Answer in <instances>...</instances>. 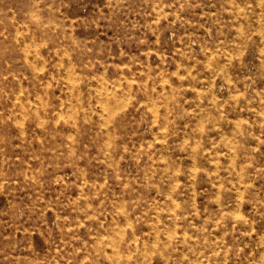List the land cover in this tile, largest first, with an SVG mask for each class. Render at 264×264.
<instances>
[{"label":"rangeland","instance_id":"obj_1","mask_svg":"<svg viewBox=\"0 0 264 264\" xmlns=\"http://www.w3.org/2000/svg\"><path fill=\"white\" fill-rule=\"evenodd\" d=\"M0 264H264V0H0Z\"/></svg>","mask_w":264,"mask_h":264},{"label":"bare ground","instance_id":"obj_2","mask_svg":"<svg viewBox=\"0 0 264 264\" xmlns=\"http://www.w3.org/2000/svg\"><path fill=\"white\" fill-rule=\"evenodd\" d=\"M260 30V29H259ZM69 84V83H68ZM161 90H162V88H161ZM102 106H103V103H102ZM101 106V107H102ZM153 113V112H152ZM100 115H102V114H100ZM57 116V115H56ZM21 122V121H20ZM69 137V136H68ZM155 139H157V138H155ZM230 158V157H229ZM237 189V188H236ZM238 190V189H237ZM240 200V199H239ZM109 220V219H108ZM167 240H168V238H167ZM136 248V247H135Z\"/></svg>","mask_w":264,"mask_h":264}]
</instances>
